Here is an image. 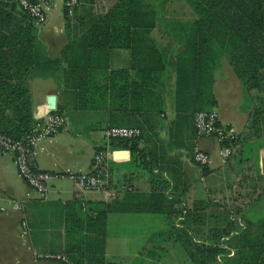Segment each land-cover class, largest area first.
Instances as JSON below:
<instances>
[{"label": "crops", "instance_id": "0c3cea01", "mask_svg": "<svg viewBox=\"0 0 264 264\" xmlns=\"http://www.w3.org/2000/svg\"><path fill=\"white\" fill-rule=\"evenodd\" d=\"M117 1L79 0L68 17L63 0H37L48 10L35 29L36 62L28 79L32 116L36 122L59 109L67 124L37 148L36 165L53 174L43 196L19 176L11 154L0 157V264H67L43 257L50 253L71 264H190L176 242V228L183 221L188 234L199 228L193 240L201 241L208 228L225 224L224 212L239 210L252 215V241H264V92L252 90V105L245 106L241 82L225 57L202 44H197L199 76H186L179 86V58L188 48L197 49L188 43L196 33L189 26L196 15L187 0H135L130 47L90 48V29ZM120 69L141 89L142 71L157 72L140 109L117 96V86L126 93L117 81L100 106H78L87 70ZM200 106L215 109L219 122L234 131L224 163L215 138L195 135L193 115ZM110 126L137 127L141 136L137 151L131 143L110 141L113 183L128 189L104 201L100 192L82 191L56 174L89 171ZM195 145L209 155L205 175L192 161ZM150 170L168 183L163 203L150 197ZM230 219L245 228L236 214ZM97 237L103 251L94 255L85 249Z\"/></svg>", "mask_w": 264, "mask_h": 264}, {"label": "trees", "instance_id": "16d2710c", "mask_svg": "<svg viewBox=\"0 0 264 264\" xmlns=\"http://www.w3.org/2000/svg\"><path fill=\"white\" fill-rule=\"evenodd\" d=\"M187 1L196 15L189 23L196 28V33L188 37V43L202 44L208 52L213 50L214 55L217 53L218 57H225L241 82L245 106L249 105L252 90L264 92V0ZM134 10L135 0H118L90 29L88 46L94 49L129 48L135 26ZM35 29V22L20 7L18 0H0V132L13 138L23 137L35 123L28 83L31 68L36 62ZM198 46L197 49L188 48L179 58L177 78L181 87L184 85L181 79L186 76H195L196 79L200 74L201 51ZM98 74L99 77L94 80ZM142 74L143 89L138 88L139 83L129 81L125 70H102L100 73L87 70L89 80L82 84L84 91L82 97H78V106H100L105 101L107 89L112 95L114 85L121 82L122 87H126V93L119 91L117 86V96L122 97L125 105L130 104L132 109L138 110L142 98L151 94L152 82L157 80V72L143 70ZM199 110L210 109L200 106L196 111ZM249 125L252 126V112ZM139 138H115L112 141L131 143V149L137 151L136 141ZM207 171V165L203 166L202 173L205 175ZM150 174L154 189L150 197L154 203H163L165 196L162 190L168 187V183L152 170ZM168 201H173V198ZM230 214L239 216L245 228L236 225ZM98 217L104 218L100 214ZM224 217L225 224L208 228L207 237L201 241L193 240L200 232L199 228L193 230L194 235L188 234L185 221L182 222L184 226L176 228V242L186 252V261L190 264H264V241H252L250 212H224ZM103 244L102 238L97 237L88 243L85 250L94 255L100 254ZM230 250H233L231 255Z\"/></svg>", "mask_w": 264, "mask_h": 264}, {"label": "built area", "instance_id": "2783aa9c", "mask_svg": "<svg viewBox=\"0 0 264 264\" xmlns=\"http://www.w3.org/2000/svg\"><path fill=\"white\" fill-rule=\"evenodd\" d=\"M78 1L63 0V8L68 17L74 14ZM18 2L20 7L32 17L36 25H41L46 21L48 6L28 0H18ZM193 122L196 137H212L219 142L221 145V161L222 163L226 162L232 152L231 143L235 137L233 129L219 122L218 113L215 109L196 111L193 116ZM66 124V116L62 112L53 110L43 120L36 121L30 131L21 138H13L0 132V157L11 154L19 176L41 196L47 191L48 180L53 174L40 169L36 165L37 148L42 140L54 136ZM140 136L141 130L137 127H107L103 131L106 143L96 148L89 171L81 172L67 169L56 175L69 178L82 191H97L101 193L104 201H112L118 197L121 191L128 189V187H117L113 183L108 145L115 138L130 139ZM192 161L203 167L209 163L210 158L206 151L195 145L192 152ZM22 227V235H25L27 232L25 223H23ZM230 254L232 253L230 252ZM43 257L71 264L65 256L60 254L50 253L45 254Z\"/></svg>", "mask_w": 264, "mask_h": 264}, {"label": "rangeland", "instance_id": "374dc122", "mask_svg": "<svg viewBox=\"0 0 264 264\" xmlns=\"http://www.w3.org/2000/svg\"><path fill=\"white\" fill-rule=\"evenodd\" d=\"M245 97V96H244ZM249 105H252V100H251V103Z\"/></svg>", "mask_w": 264, "mask_h": 264}, {"label": "water", "instance_id": "95a60500", "mask_svg": "<svg viewBox=\"0 0 264 264\" xmlns=\"http://www.w3.org/2000/svg\"><path fill=\"white\" fill-rule=\"evenodd\" d=\"M54 105V104H53ZM53 107V106H52Z\"/></svg>", "mask_w": 264, "mask_h": 264}]
</instances>
